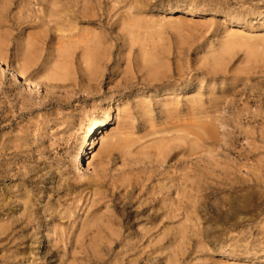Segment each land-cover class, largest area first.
Instances as JSON below:
<instances>
[{
	"label": "rangeland",
	"instance_id": "374dc122",
	"mask_svg": "<svg viewBox=\"0 0 264 264\" xmlns=\"http://www.w3.org/2000/svg\"><path fill=\"white\" fill-rule=\"evenodd\" d=\"M58 1L0 0V264H264V0Z\"/></svg>",
	"mask_w": 264,
	"mask_h": 264
},
{
	"label": "bare ground",
	"instance_id": "6f19581e",
	"mask_svg": "<svg viewBox=\"0 0 264 264\" xmlns=\"http://www.w3.org/2000/svg\"><path fill=\"white\" fill-rule=\"evenodd\" d=\"M52 3H53V6L54 5H58V4H60V2L58 1V0H50ZM67 11L65 10V9H61V10H57V9H51L50 10V12H49V16L50 17H58V16H61L62 14H64V13H66ZM94 42H96V40H93ZM87 42H92V41H90V39L89 38H87ZM1 51H2V43L0 42V57H1ZM95 51H94V49L93 50H91L90 52H88V55H87V60H88V62L90 63H92V62H94V60H95V57H96V55H95ZM11 72H12V74H13V76L15 77V78H20V79H22L23 80V82H24V84L25 85H27V86H30V82L28 81V79L24 76V74L22 73V72H19V71H17V70H11ZM191 86H189L188 88H190ZM112 101H114V97H111L110 99H108V100H106L105 101V104H110V102H112ZM106 117H105V119L103 120V121H101V120H99V121H97L96 123H95V125L97 126V128H103V127H105L106 126V124L108 123V122H110L112 119H113V114H112V108H109L108 110H107V113H106V115H105ZM94 131H95V129L94 128H90V130L88 131V135L85 137V139L83 140V142H82V144H81V146L79 147V149L76 151V158H82V153H83V151H85L86 149H88V146H92V145H94V143H96V142H98L99 141V139H100V137L99 138H94V139H92V137H90V135H92L93 133H94ZM92 140H94V142H92ZM167 190V189H166ZM132 192V191H131ZM162 193V192H161ZM187 194V193H186ZM157 197H158V195H156ZM187 196V195H186ZM153 198V197H152ZM142 199V198H141ZM165 199H163V198H157V199H154V202H156L157 204H160L159 206H161V203H165ZM128 203V202H127ZM132 203V202H131ZM146 204V203H145ZM152 204V203H151ZM149 205H150V203H149ZM144 206L143 207V209H142V211H141V215L142 216H145L148 212H149V210L151 209V205L150 206ZM163 205V204H162ZM177 206V205H176ZM125 208H126V206H124ZM142 207V206H141ZM154 208V207H153ZM175 208V207H174ZM174 208H170L169 209V214L170 215H172V216H176L177 214V212H176V210L174 209ZM166 209V208H165ZM164 210V209H163ZM170 218H172V217H170ZM31 220V219H30ZM26 224H29L28 222H26Z\"/></svg>",
	"mask_w": 264,
	"mask_h": 264
}]
</instances>
